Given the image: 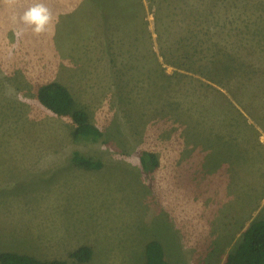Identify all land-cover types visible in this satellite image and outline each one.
<instances>
[{
    "label": "rangeland",
    "instance_id": "1",
    "mask_svg": "<svg viewBox=\"0 0 264 264\" xmlns=\"http://www.w3.org/2000/svg\"><path fill=\"white\" fill-rule=\"evenodd\" d=\"M137 1L108 28L106 3L0 0V253L79 264L87 245L85 264H142L157 241L170 264H222L264 219V0ZM36 5L40 32L23 20ZM50 82L100 141L38 102Z\"/></svg>",
    "mask_w": 264,
    "mask_h": 264
},
{
    "label": "trees",
    "instance_id": "2",
    "mask_svg": "<svg viewBox=\"0 0 264 264\" xmlns=\"http://www.w3.org/2000/svg\"><path fill=\"white\" fill-rule=\"evenodd\" d=\"M119 0H92L95 7L105 8L101 22L111 28L114 21L128 19V12L117 15L116 9ZM125 2L120 9L135 6L137 0H122ZM118 18V19H117ZM121 25V24H119ZM124 25V24H123ZM124 27V26H122ZM107 29V28H106ZM105 29V30H106ZM106 38V37H105ZM38 102L51 113L57 116L70 117L74 130L72 138L81 142H98L103 137L102 131L92 124L88 113L76 106L69 90L59 82L46 83L37 92ZM140 164L144 172H153L158 168V159L154 154L143 152L139 155ZM70 163L86 171H97L103 166L100 159L85 155L78 151L72 153ZM144 262L142 264H170L166 258L162 245L157 241H149L144 247ZM69 259L79 264L92 260L93 249L90 246H81L68 254ZM0 264H71L66 260H40L34 256L15 252H1ZM222 264H264V219H255L242 232L235 249L229 252Z\"/></svg>",
    "mask_w": 264,
    "mask_h": 264
},
{
    "label": "clouds",
    "instance_id": "3",
    "mask_svg": "<svg viewBox=\"0 0 264 264\" xmlns=\"http://www.w3.org/2000/svg\"><path fill=\"white\" fill-rule=\"evenodd\" d=\"M46 13L47 10L42 5H36L24 13L23 20L25 23L34 25V31L40 32L48 20Z\"/></svg>",
    "mask_w": 264,
    "mask_h": 264
},
{
    "label": "crops",
    "instance_id": "4",
    "mask_svg": "<svg viewBox=\"0 0 264 264\" xmlns=\"http://www.w3.org/2000/svg\"><path fill=\"white\" fill-rule=\"evenodd\" d=\"M40 260H43V259H40ZM50 260H53V259H50Z\"/></svg>",
    "mask_w": 264,
    "mask_h": 264
}]
</instances>
